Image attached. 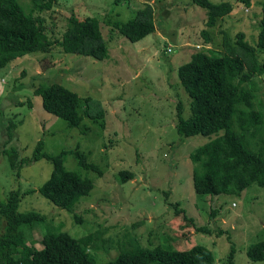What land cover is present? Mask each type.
Wrapping results in <instances>:
<instances>
[{
  "label": "rangeland",
  "instance_id": "rangeland-1",
  "mask_svg": "<svg viewBox=\"0 0 264 264\" xmlns=\"http://www.w3.org/2000/svg\"><path fill=\"white\" fill-rule=\"evenodd\" d=\"M210 1L233 5L211 27L205 24V9L191 0H52L49 8L39 7L43 0L35 4L19 0L26 13L32 11L43 19V32L50 40L60 38L68 16H92L108 46L106 57L97 59L62 52L53 43L47 52H28L0 67V200L18 189L22 192L19 210L46 214L45 225L30 230L35 247L42 246L46 227L73 237L101 232L88 250L96 264H105L123 246H130V238L147 248L160 244L186 250L200 244L213 252L216 264H228L233 248L235 264H264V258L250 260L245 254L249 244L264 240V188L253 183L240 195L196 193L189 155L214 136L184 138L176 131L177 105L181 104L184 117L190 114V97L179 83L177 67L197 50H224V34L234 41L236 33L242 32L250 45L256 39L262 0H248L247 5L244 0ZM146 5L152 9L154 31L130 41L113 22L133 18ZM203 28L210 42L205 41ZM51 82L96 99L105 111L104 127L84 117L79 128H67L61 118L43 111L33 90ZM242 86L253 89V105L264 113V76L251 74ZM232 121L239 132L234 117ZM39 140L50 155L79 147L88 162L102 171V175L86 173L70 155L63 161L66 170L93 182L90 192L72 205L80 220L37 190L25 193L47 179L48 161L23 165L19 178L15 177L4 150L14 148L20 158H29ZM243 144L248 150L254 144L264 149V130H249ZM121 171L133 177L120 181ZM176 201L195 225L205 226L208 232L196 231L176 210Z\"/></svg>",
  "mask_w": 264,
  "mask_h": 264
},
{
  "label": "trees",
  "instance_id": "trees-1",
  "mask_svg": "<svg viewBox=\"0 0 264 264\" xmlns=\"http://www.w3.org/2000/svg\"><path fill=\"white\" fill-rule=\"evenodd\" d=\"M32 1L35 4L38 0ZM51 1L43 0L39 7L49 8ZM191 1L205 9V24L208 27L233 9L228 1ZM244 2L248 4V0ZM42 24L43 19L33 15L32 11L26 13L19 0H0V67L28 52H47L53 43L65 53L97 59H104L107 55L108 46L95 17L76 19L68 16L64 31L55 41L46 36ZM113 26L130 41H138L154 31L152 9L146 5L133 18L124 22L115 21ZM202 33L205 41L210 42L205 28ZM235 36L236 39L231 41L224 34V50L221 52L210 47L197 50L188 61L177 67L179 83L190 97L189 116L184 117L181 104L177 105V133L184 138L214 136L189 155L193 165V188L201 195H240L246 186L253 183L264 188V149L254 144L248 150L243 144V137L249 130L263 132L264 113L253 105V89L242 86L251 74L264 76V0L260 4L254 45L244 40L242 32H237ZM33 92L40 96L43 111L61 118L67 128H79L84 117L104 127L105 111L98 108L97 100L90 96H81L56 82L35 87ZM80 107H84L83 112H80ZM233 117L239 132L233 128ZM12 128L11 122L7 129L9 137ZM43 146V140L37 141L29 158H20L14 148H6L4 154L16 178L20 176L21 166L40 159L48 161L51 170L47 179L25 193L37 190L58 207L72 212L73 203L90 192L93 182L76 171L66 170L63 167L65 157L70 155L75 158L86 173H103L88 162L79 147L50 155L43 150ZM132 177L133 174L128 171L119 173L120 181ZM21 194L20 190L12 189L5 200H0V264H96L88 250L101 238L102 233L98 231L73 237L58 228L45 227L42 246L35 247L30 230L34 226H44L46 214L36 209L19 210ZM178 203L175 202L176 210L183 212V217L193 224L196 231L208 232L205 226L195 225L193 218L182 207L179 208ZM72 216L81 219L76 212H72ZM129 244L105 264H216L213 252L200 244L186 250H174L160 244L147 248L134 238H130ZM245 254L250 260H262L264 240L249 244ZM226 260L228 264H235L233 248Z\"/></svg>",
  "mask_w": 264,
  "mask_h": 264
}]
</instances>
